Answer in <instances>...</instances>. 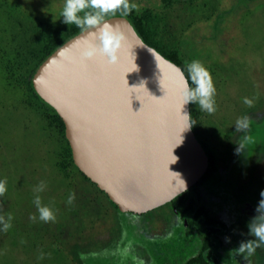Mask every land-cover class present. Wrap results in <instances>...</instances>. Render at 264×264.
<instances>
[{"label": "rangeland", "instance_id": "rangeland-1", "mask_svg": "<svg viewBox=\"0 0 264 264\" xmlns=\"http://www.w3.org/2000/svg\"><path fill=\"white\" fill-rule=\"evenodd\" d=\"M64 2L0 0V180H7L0 216L5 222L12 217L7 230L0 224V264H82L83 255L108 252L110 242L129 231L127 217L118 214L102 193L75 170L61 168L60 134L42 109L27 102L5 67L17 47L28 44L38 31L61 26ZM131 4L137 10L151 9L163 45L181 48L189 63L196 57L208 68L217 108L238 103L234 93L242 89L244 73L250 107H257V112L264 106V0ZM211 62L214 70L226 71H211ZM41 182L44 190L37 193ZM37 195L42 206L54 212L55 222L39 219Z\"/></svg>", "mask_w": 264, "mask_h": 264}, {"label": "water", "instance_id": "water-1", "mask_svg": "<svg viewBox=\"0 0 264 264\" xmlns=\"http://www.w3.org/2000/svg\"><path fill=\"white\" fill-rule=\"evenodd\" d=\"M104 23L120 38L115 63L99 52L83 56L102 25L78 30L36 65L30 85L62 119L79 172L118 212L142 214L193 185L207 157L183 117L189 103L183 105L181 68L147 44L127 16L109 14Z\"/></svg>", "mask_w": 264, "mask_h": 264}, {"label": "flooded vegetation", "instance_id": "flooded-vegetation-1", "mask_svg": "<svg viewBox=\"0 0 264 264\" xmlns=\"http://www.w3.org/2000/svg\"><path fill=\"white\" fill-rule=\"evenodd\" d=\"M210 64L211 71H226ZM243 76L233 106L216 107L213 114L193 106L191 129L207 157L200 178L159 207L142 214L123 213L130 214L127 248L132 264L136 259L143 264H176L190 255L192 264H264V247L250 257L233 252L242 240L253 239L247 224L257 215L264 191V106L256 112L257 107L243 102L247 98ZM242 116L249 118V126L236 131Z\"/></svg>", "mask_w": 264, "mask_h": 264}, {"label": "clouds", "instance_id": "clouds-1", "mask_svg": "<svg viewBox=\"0 0 264 264\" xmlns=\"http://www.w3.org/2000/svg\"><path fill=\"white\" fill-rule=\"evenodd\" d=\"M136 5L130 4L129 0H65L61 16L63 23L66 25H75L81 32L90 31L99 27L97 35L98 43L89 47L83 53L85 59H91L94 56L101 54L109 63H115L118 59L117 52L120 46V38L118 33L113 28L102 22L109 14L121 12L124 15L131 13ZM82 14V15H81ZM96 34V32H91ZM187 73L185 77L184 88L181 93L184 103H195L203 111L213 114L216 111V88L213 83V78L210 71L206 69L204 64L199 60H192L187 64ZM246 105L251 106L252 100L244 98L243 101ZM190 121V128L194 121L190 114L183 115ZM249 118L242 116L236 122V131L247 128L249 126ZM239 151V149H237ZM7 180H0V196H3L7 191ZM44 183L41 182L35 189L37 193L44 190ZM262 199L258 202L256 213L250 222L247 224L248 235L253 239L242 240L238 248L233 252L237 254H247L250 257L255 254L256 249L264 247V191L261 192ZM74 200V194H70L68 203L71 204ZM34 203L39 213V219L45 223L52 221L55 222V214L48 206H42L41 198L39 195L35 197ZM30 219L35 220L36 217L32 216ZM11 215L8 216V221L5 222L3 216H0V224H3L4 230L11 227ZM226 242H230V237H225ZM245 257V258H247ZM42 258V257H41Z\"/></svg>", "mask_w": 264, "mask_h": 264}, {"label": "trees", "instance_id": "trees-1", "mask_svg": "<svg viewBox=\"0 0 264 264\" xmlns=\"http://www.w3.org/2000/svg\"><path fill=\"white\" fill-rule=\"evenodd\" d=\"M132 0H129L131 4ZM192 0H160V2L169 6L172 3H185ZM120 13L121 12H116ZM124 15V14H123ZM127 16L132 24L134 25L136 31L141 36V38L150 46H152L158 53L167 58L168 60L177 64L183 71L185 77L187 73V64L189 60L184 58L181 48H170L159 41V33L154 27L155 18L152 14L151 9L143 8L141 10L133 9ZM78 29L75 25H66L62 23L61 26L55 28L54 31L41 32L38 31L32 40L25 46L19 45L15 50V54L11 57L10 61L6 64V70L8 75L13 82L22 88L26 94V100L29 104H34L36 107L42 109L46 117L48 118V123L60 134L62 142L64 143L61 150V168L65 171L75 170L83 179H85L90 185H92L98 192L102 193L107 199L108 197L102 191H100L96 185L90 182L73 163L72 155L70 151L69 144L64 136V124L62 119L49 107L44 105L33 92L30 85V76L36 67V65L58 44L63 40L76 33ZM195 103H189V114L192 117L193 106ZM193 129V125L191 126ZM68 175V173H65ZM108 201L113 204L109 199ZM124 217H129V213H120ZM114 244L107 248L108 252H91L83 255L82 264H132L131 258L129 257L128 244V233L126 236L120 237ZM201 246V242L199 243ZM135 264H143L139 259L135 260ZM193 255L184 257L180 262L176 264H192Z\"/></svg>", "mask_w": 264, "mask_h": 264}]
</instances>
